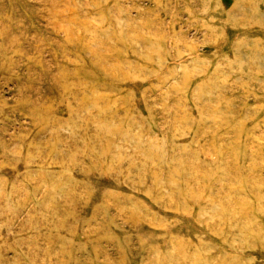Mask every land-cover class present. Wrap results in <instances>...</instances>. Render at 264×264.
<instances>
[{
	"label": "rangeland",
	"instance_id": "obj_1",
	"mask_svg": "<svg viewBox=\"0 0 264 264\" xmlns=\"http://www.w3.org/2000/svg\"><path fill=\"white\" fill-rule=\"evenodd\" d=\"M0 264H264V0H0Z\"/></svg>",
	"mask_w": 264,
	"mask_h": 264
}]
</instances>
